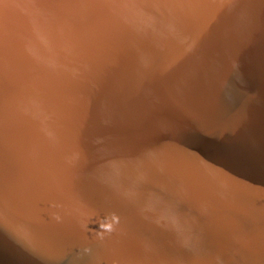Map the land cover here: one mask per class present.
I'll return each mask as SVG.
<instances>
[{"label":"water","instance_id":"95a60500","mask_svg":"<svg viewBox=\"0 0 264 264\" xmlns=\"http://www.w3.org/2000/svg\"><path fill=\"white\" fill-rule=\"evenodd\" d=\"M0 264H264V0H0Z\"/></svg>","mask_w":264,"mask_h":264},{"label":"clouds","instance_id":"9594fccd","mask_svg":"<svg viewBox=\"0 0 264 264\" xmlns=\"http://www.w3.org/2000/svg\"><path fill=\"white\" fill-rule=\"evenodd\" d=\"M109 227H111V226L109 225Z\"/></svg>","mask_w":264,"mask_h":264}]
</instances>
